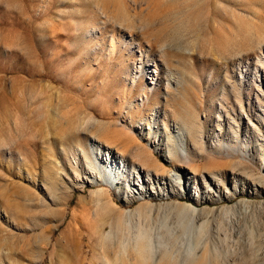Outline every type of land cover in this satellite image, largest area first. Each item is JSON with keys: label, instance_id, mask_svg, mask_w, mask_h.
Here are the masks:
<instances>
[{"label": "rangeland", "instance_id": "rangeland-1", "mask_svg": "<svg viewBox=\"0 0 264 264\" xmlns=\"http://www.w3.org/2000/svg\"><path fill=\"white\" fill-rule=\"evenodd\" d=\"M166 2L0 0V264H106V245L139 264L120 245L143 232L148 264H264V0L204 9L202 54L189 33L183 72L162 60ZM178 90L198 130L169 115ZM92 123L117 139L114 158L135 140L171 179L143 182L126 163L124 181L90 183Z\"/></svg>", "mask_w": 264, "mask_h": 264}, {"label": "bare ground", "instance_id": "bare-ground-1", "mask_svg": "<svg viewBox=\"0 0 264 264\" xmlns=\"http://www.w3.org/2000/svg\"><path fill=\"white\" fill-rule=\"evenodd\" d=\"M166 3H167L166 5H167V10H168L166 14V18H168V21H170V24L169 25L167 24L168 26L166 27L167 30L165 31V34L163 32H160L158 34V39L159 40L165 39L166 41H168V44L170 46L169 48L172 49L171 50L172 53H169V54L165 53L168 59L166 58L164 59L161 58V59L170 66H173L174 62L180 63L181 64L180 66L182 69L180 70L181 72H183L185 70L184 69L185 64L184 62L183 63L181 62L182 58H179L176 54L180 52L182 48L185 47V45L183 44L184 38L186 40L187 35L194 31L197 32L195 40L198 43V48H197L198 50L196 51H199L200 53L202 52L203 49H201L199 46L201 42L197 40L198 36L200 35L198 33V30H199V27H203V25L207 24L209 17H210L209 15L203 16V13H204L203 11L204 9L208 8V10L211 11L212 14H215L213 13V10L217 9L218 2L217 0H167ZM212 4H215V5L210 10L209 6H211ZM205 14L207 15V13ZM176 56L178 57L179 60L176 58ZM167 81L170 84L169 78L167 79ZM177 82H178V79H177ZM153 96H155L156 98L159 97L157 94V91L153 93L152 97ZM180 97L182 98L183 96L178 90L176 94H173L172 100L166 98V104L168 105L171 104V106L169 107L171 111L169 115H171L174 118V121L177 124L179 123L178 130L182 129L181 124H180L181 122L182 123L184 122L188 125H190V122H192V119H191L192 113H190L189 107H186L185 104L182 103ZM148 98L149 96H147V99ZM189 119H191V121ZM192 123H193V126H195L194 121ZM87 130L90 131L92 136L89 140L86 139V141L83 142V146L81 150L83 152V155L85 156L84 158L85 164L81 165L80 168L81 170L87 173L93 174V177H91V175L89 176L90 181L89 180L88 181L90 183L114 184V182H116V180L120 178L122 179V181H124L122 178L123 176H121V172L126 163L130 166L131 174L133 175V178L134 177L141 178L143 182L144 180H150V179L154 180L156 178H159L162 175H165V177L169 178V180L171 179L172 174L170 172V169L163 168L160 165V163H157L156 159L152 157L150 152H148V150L144 146L140 145L139 143L134 142L135 140H132V139L120 140L121 138H119L122 144V149L120 150L118 148L116 149H117V153L119 154V158L121 160L120 162L119 160L116 159V157L114 158L113 154H111V151H110V149L113 148V146L116 147L114 142L117 140L115 137L111 136L112 134H110L107 131L106 132L103 131L102 126L98 127V125H96L95 123H92L91 125H89L87 127ZM197 134L198 133L196 131L194 134L195 137L192 136L193 139L198 138ZM66 136L69 139L78 137L75 132H71V131H69L68 134H66ZM171 137L170 136L168 137V143L166 144V148H167L166 151L168 153L166 154V156H168L172 160L180 161L181 154L182 152H184V146L178 144L177 141H175L174 138L171 139ZM223 143L221 145L223 146L226 145ZM148 144L150 147L154 146L155 150L158 149L156 144L153 145V143L151 142H149ZM225 147H227V149H231L229 148L230 146L226 145ZM183 158L188 160L187 155H183ZM73 159L75 160L74 162L77 168L79 166V162L78 160H76L75 156L73 157ZM127 182L129 184L130 179H128ZM160 193L161 192H158V194ZM131 242H134V243L131 244ZM124 243H126V246ZM124 243L123 241H121V245H120L123 252H126L127 247L130 246L135 251L138 258L141 259L139 264L149 263L150 259L152 258V248H151L150 241H149L147 234H145L144 232L139 233L137 236H135L134 239H132V241H130V243L127 241H125ZM127 243L130 245L127 246ZM115 251H116L115 246L106 245L104 247V256L106 259V264H118L117 260L119 258L118 257L119 254H117ZM171 259H173L172 256L169 257L168 264H173ZM197 261L198 263H196ZM191 264H200L199 259L193 258L191 261Z\"/></svg>", "mask_w": 264, "mask_h": 264}]
</instances>
